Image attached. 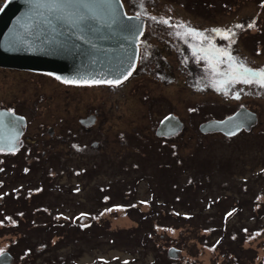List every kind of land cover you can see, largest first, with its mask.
<instances>
[{
    "label": "rangeland",
    "instance_id": "1",
    "mask_svg": "<svg viewBox=\"0 0 264 264\" xmlns=\"http://www.w3.org/2000/svg\"><path fill=\"white\" fill-rule=\"evenodd\" d=\"M128 1L155 23L174 19L189 28L194 21L210 29L223 21L229 34L235 12L252 18L260 8L259 0ZM260 13L264 22V9ZM249 34L241 44L251 61L236 60L243 68L259 71L264 69V39H256L263 33ZM155 44L161 45L155 48V78L139 73L116 93L0 70V99L15 102L30 116V140L40 139L41 131L52 125L61 132L77 127L76 116L93 105H101L100 128L74 140L90 144L93 138H107L102 147L83 155L73 150L71 138L70 146L50 139L41 143H51L60 155L52 150L43 156L37 141L32 158L26 152L13 157L14 169L1 175L26 187L22 195L49 188L43 200L47 209L38 204L45 211L30 221H42L41 229L28 226L34 205L30 199L24 204L27 212L0 213V253L10 247L15 253L12 264H40L49 254L43 252L46 247L56 252L44 264H154L156 257L157 264H263L264 87L243 83L240 66L230 67L224 81L198 79L195 68L183 65L177 51L170 52L158 40ZM222 51L224 57L231 52L227 47ZM158 62L166 64L167 76L157 74ZM226 69L223 65L225 73ZM244 105L259 116L250 129L233 136L200 130L203 121L223 118ZM169 113L185 126L176 134L160 136L157 128ZM110 183V188H101ZM98 195L103 202L94 197ZM59 212L81 228L76 231L65 221L55 233L61 224L50 221H57ZM18 220L20 225L13 228ZM36 243H43V249L32 251V257L39 256L32 262L29 246L35 248ZM173 246L178 255L170 260Z\"/></svg>",
    "mask_w": 264,
    "mask_h": 264
},
{
    "label": "water",
    "instance_id": "2",
    "mask_svg": "<svg viewBox=\"0 0 264 264\" xmlns=\"http://www.w3.org/2000/svg\"><path fill=\"white\" fill-rule=\"evenodd\" d=\"M144 26L145 18L129 15L123 0H73L71 4L6 0L0 8V64L73 83L122 81L137 64ZM257 121L256 111L241 106L223 118L203 121L199 128L231 136ZM25 123V116L0 109V148H15ZM184 126L175 113H169L157 134L170 136ZM168 253L176 257L178 248L173 246ZM12 260L10 251L0 254V264H12Z\"/></svg>",
    "mask_w": 264,
    "mask_h": 264
},
{
    "label": "flooded vegetation",
    "instance_id": "3",
    "mask_svg": "<svg viewBox=\"0 0 264 264\" xmlns=\"http://www.w3.org/2000/svg\"><path fill=\"white\" fill-rule=\"evenodd\" d=\"M6 0H0V8L3 6ZM131 1V0H130ZM224 0L223 2H225ZM126 11L128 14L137 15L145 18V26L140 36L139 41V57L136 64V67L132 73L123 81H120L118 84H108V83H66L65 81L59 79L56 76L51 74L34 71L28 68L14 67L9 65L0 64V70L4 71H20L31 74H38L42 76L50 77L59 84L74 87L75 89L87 88V89H104L107 92L116 93L121 90L133 77L139 75V73H150L153 78H155V60L157 59L155 55V48H161V45L155 44V40L160 41L165 48H169L170 52L177 51L181 58V63L186 65V67L191 70L195 68L196 77L202 80H211V81H224L231 73L230 67L239 68L240 63L236 59H243L247 62H250L249 57L251 54L246 51L245 47L242 46V39H247L250 37L249 33H263V37H258L259 39H264V22L262 21L264 0H259L260 8L258 15L255 14L251 18V15H241L235 12L234 17L230 20V34L229 30L225 28L224 23L219 22L218 27L208 29L206 25H201L200 23H195L192 21L191 27L186 28L183 25H180L178 21L174 19L167 20L168 22H163L162 24L159 21L154 22V19H150L144 12L138 10L137 8L133 9L131 3L128 0H123ZM130 3V4H129ZM134 3V2H133ZM234 6V4L232 5ZM234 7H232L233 9ZM213 25V24H212ZM252 25V26H249ZM256 28L257 30H255ZM254 31V32H253ZM213 32L215 33L216 40H213ZM154 38V40L152 39ZM227 47L231 52L228 53V56H223L222 48ZM243 48V49H242ZM199 50V51H198ZM160 54L161 51H159ZM163 55V54H162ZM224 58H227L224 60ZM241 59V60H242ZM224 60V61H223ZM227 65L226 73L223 70V65ZM181 66L184 68V66ZM232 65V66H231ZM166 64L162 65L158 62L157 74L162 76H167L168 72L165 69ZM192 77L190 76V78ZM196 80V79H195ZM0 109H6L12 112H16L25 116L26 123L23 125V131L21 136L17 140V146L13 149L0 148V158L13 159L15 155L26 152L25 155L29 159L30 151L33 147L36 146L37 141L48 143L49 139L54 141H59L70 146L68 143L69 140H73L78 136H81V133L84 135H92L96 133L97 128L99 127V119L102 114L101 105L91 106L85 114L76 116V121L79 122L77 127H69L65 132L58 131L54 125L46 131H41L40 139L35 138L34 140L29 139V124L30 116L20 111L17 108L16 103H9L5 99H0ZM257 112V111H256ZM104 123V121H103ZM75 126V125H71ZM101 131H103L101 129ZM33 135V134H32ZM37 139V140H36ZM102 139H92L90 144L89 142H81L79 140H74L72 146L73 150L78 151L76 154H86L87 150L93 147H102L103 142L106 141ZM47 141V142H46ZM122 142H125L126 139L122 138ZM59 142L57 144H59ZM41 145L42 154L46 156L52 152L55 148L51 147V143ZM67 147V146H66ZM69 151L72 149L69 147ZM29 153V154H28ZM69 153V152H68ZM72 154V153H71ZM80 154V155H83ZM70 155V153H69ZM66 157H69L68 155ZM42 156H39L41 159ZM4 182V181H3ZM1 182V183H3ZM1 197V196H0ZM2 198V197H1ZM4 214H6L4 212ZM0 221H4L1 220ZM77 223V222H76ZM5 224V223H4Z\"/></svg>",
    "mask_w": 264,
    "mask_h": 264
},
{
    "label": "trees",
    "instance_id": "4",
    "mask_svg": "<svg viewBox=\"0 0 264 264\" xmlns=\"http://www.w3.org/2000/svg\"><path fill=\"white\" fill-rule=\"evenodd\" d=\"M138 132L139 131H136V135H137ZM53 153L57 154V155H60V151H58V150H57V153H56L55 150H53ZM13 163L17 164V162L15 160H12V159L9 160V159H5V158H0V189H2L3 187L8 186L3 191L0 192V196L2 197L1 198L2 200L0 201V213H2V212H5V213H18L19 212V213H21V212H24V211L27 212L26 211L27 209H25L26 206L24 204L27 202L28 199H30V204H34V205H31V207L29 209L30 210V216H29V225L28 226L35 227L34 229H41V227H43V225H40L42 223V221H40L38 219L37 220V225H33L34 223H31L30 221H31V217H34V216L37 217L38 215L43 213L41 211H45V210H42V206L44 207L43 209H47V206L44 204L45 202L43 200H44V196L48 192V188L49 187L48 186H46V187L43 186V189L39 193L37 192V194L31 192V190H28L27 194H26L27 196H25L24 194L22 195L23 190L25 191L26 187H24L22 184H18V183L14 184L13 183L14 182L13 179L11 181L10 180H6V178H4L3 175H1V173H3V172L4 173L5 172H9L10 170L14 169V167H12ZM37 163H39V162L37 161ZM166 163L169 164L170 162L167 161V162H165V164ZM170 165H171V163H170ZM33 167L34 166L30 167L29 172L32 171ZM163 169H168V165H166L165 168H163ZM84 171L88 172V168H84ZM1 182H3V183H1ZM10 183H11V185H10ZM110 185L113 186L112 183H110L108 185L104 184L103 186H101V188L102 189L106 188V187L110 188L111 187ZM94 197H96L99 201L101 200L100 202H103L102 201V197L103 196L101 198H100L99 195L98 196H94ZM108 197H109V195H108ZM38 204H41L42 206L40 205L39 207H37ZM62 213L63 212H59V214L57 216V221L56 220H51L50 221L52 223L56 222V224L57 223L61 224V225H57V228H59V229L56 228L55 229V233L63 228V225H64L65 221L68 222L69 226H72L73 228H75L76 231L81 228L80 225H78V223L73 221V219H70V217L68 215H64ZM61 216L63 218H61ZM20 222L21 221L18 220L17 224H14L12 227L13 228H17L20 225ZM60 232H61V230H60ZM61 235H63V234H61ZM66 237H67V235L66 236L64 235L62 238H59V240H57V241L63 240ZM24 239L25 238H22L20 241H24ZM41 242H44V241H41ZM42 244L43 243H39V244L36 243L35 244V248H34V245H33V247L29 246V248H30V252L29 253H30V256H31L30 261H32V262H36L37 261L39 256L36 255L35 257H32V251H36V250L38 251L39 249H43L42 248ZM44 249H43V252L44 253L49 252V254H48L47 257H42L41 260H39L40 264H44L46 262L47 263L51 262V260H53V258H51L49 261H48V258L51 257V252H54V253L56 252L52 248H49V247H46ZM7 250H9L11 253H13L15 255V253L13 252L12 249H10V247ZM57 254H60V253H57ZM168 256H169L168 258H170V260L174 258V257L170 256L169 253H168ZM152 263H154V264L158 263L157 257L155 258V260Z\"/></svg>",
    "mask_w": 264,
    "mask_h": 264
},
{
    "label": "snow or ice",
    "instance_id": "5",
    "mask_svg": "<svg viewBox=\"0 0 264 264\" xmlns=\"http://www.w3.org/2000/svg\"><path fill=\"white\" fill-rule=\"evenodd\" d=\"M61 0H57V3H60ZM66 3L71 4L73 3V0H65ZM81 19H84V17H81ZM252 26V25H249ZM224 55H228L227 53H224ZM238 72L244 75V78L242 80L243 83L247 84H258L261 87H264V69L259 71H253L251 69L243 68V66H240L238 69ZM66 83H73V81H65ZM102 81H95V83H100ZM108 84H118L120 81H104Z\"/></svg>",
    "mask_w": 264,
    "mask_h": 264
}]
</instances>
